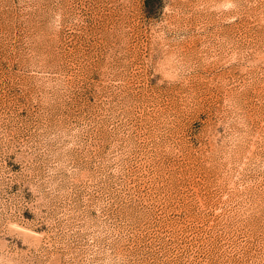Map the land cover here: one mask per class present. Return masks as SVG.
<instances>
[{"label": "rangeland", "instance_id": "obj_1", "mask_svg": "<svg viewBox=\"0 0 264 264\" xmlns=\"http://www.w3.org/2000/svg\"><path fill=\"white\" fill-rule=\"evenodd\" d=\"M0 264H264V0H0Z\"/></svg>", "mask_w": 264, "mask_h": 264}]
</instances>
